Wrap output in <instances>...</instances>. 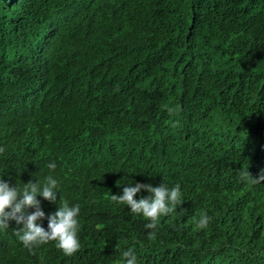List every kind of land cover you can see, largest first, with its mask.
<instances>
[{"label": "trees", "instance_id": "obj_1", "mask_svg": "<svg viewBox=\"0 0 264 264\" xmlns=\"http://www.w3.org/2000/svg\"><path fill=\"white\" fill-rule=\"evenodd\" d=\"M0 147L11 186L58 181L45 230L80 205L81 245L29 250L9 221L0 264H126L117 243L136 264H264V180L242 178L264 174V0H0ZM136 182L184 202L147 229L110 199Z\"/></svg>", "mask_w": 264, "mask_h": 264}, {"label": "clouds", "instance_id": "obj_2", "mask_svg": "<svg viewBox=\"0 0 264 264\" xmlns=\"http://www.w3.org/2000/svg\"><path fill=\"white\" fill-rule=\"evenodd\" d=\"M169 113L174 111L173 108L167 109ZM5 148L0 147V153H3ZM49 169L56 168L55 163L47 165ZM243 179L251 178L254 182L264 180V174L259 179L253 178L248 170L242 173ZM57 184L58 181L48 175L43 181H29L23 183L21 189L19 185L11 186L0 177V229H8L9 221H15L23 227L14 229L18 240L23 246L29 250L45 245L49 242H55V247L60 250L65 256H71L80 250L79 240V221L80 205L69 206L64 201L59 203L58 210L48 216V230H45L38 221L45 218V213L41 208V202L37 199L42 196L44 199L53 203L57 201ZM121 184L117 181V187ZM146 190L150 193L147 197H141L139 200L134 199L137 193L141 190ZM111 201L118 205H127L131 213L142 215L146 221L147 229H157L161 216H167L177 210V206L184 201L182 199L181 185L176 184L169 188L165 182L160 186H152L151 184H141L136 182L134 186L129 185L123 188L122 195H111ZM61 200V199H60ZM29 209H35L29 213ZM211 217L207 212L199 213V220L196 227L200 229L207 228ZM156 232L148 233V238L155 239ZM115 251H120L126 259V264H136V256L131 248L121 250L119 243L115 246Z\"/></svg>", "mask_w": 264, "mask_h": 264}]
</instances>
